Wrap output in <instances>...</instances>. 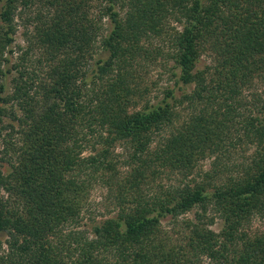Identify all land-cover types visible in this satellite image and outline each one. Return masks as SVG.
<instances>
[{
  "label": "trees",
  "instance_id": "obj_1",
  "mask_svg": "<svg viewBox=\"0 0 264 264\" xmlns=\"http://www.w3.org/2000/svg\"><path fill=\"white\" fill-rule=\"evenodd\" d=\"M164 41L175 84L192 90L150 104L135 73ZM257 83L262 93L244 96ZM184 104L187 121L163 136ZM118 142L133 191L118 187L116 215L81 229L90 188L117 173ZM237 145L253 150L223 179ZM208 157L201 181L140 190L149 170L185 180ZM195 208L189 235L173 243L163 221ZM208 210L217 231L203 222ZM263 216L264 0H0V264H264V231L244 229Z\"/></svg>",
  "mask_w": 264,
  "mask_h": 264
},
{
  "label": "rangeland",
  "instance_id": "obj_2",
  "mask_svg": "<svg viewBox=\"0 0 264 264\" xmlns=\"http://www.w3.org/2000/svg\"><path fill=\"white\" fill-rule=\"evenodd\" d=\"M37 9L38 7L36 6L31 7V11H27L25 14L27 15V17L32 18ZM95 11L96 10H94V15ZM26 15L23 14L22 16L25 18ZM17 21L16 23L18 26L14 36L15 45L25 47L26 41L24 32L26 31V26H23V22L19 20V18H17ZM103 22L104 24H106V20H103ZM171 26L178 28V26H176V24L174 23ZM32 28L33 26H31L29 29L27 28V32L29 33L28 35L32 36ZM167 44V41L160 42V44H158L157 42H153V46L149 48L151 49L150 51L154 50L155 46H158L161 48L160 54H158L154 50L150 58H145L144 56L140 57L139 61L141 65L136 69L135 77H137V82H140V85L145 88V91L147 92L145 99L146 101H149L150 104H154L160 99H162L165 94V91H167L168 89H175L177 99L180 98L183 92L188 93L192 90V86H182L181 84H175L177 81V76L175 75L177 70L174 68L175 65L173 60L168 56V54L170 53L168 50H170V48H168ZM38 55V51L33 53V56L31 58V60L33 61V66H35V68L40 67L41 69H44L43 65L39 66L37 63L34 62L38 59ZM206 55L207 54H203L201 56L200 61L198 63L199 69H202L203 67L208 65V58ZM262 91L263 85L261 83H257L255 87L249 92V94L245 91L244 96H249L251 95V93L261 94ZM172 102L173 100L170 101L171 104H173ZM244 102L248 105V107L251 104V101H249V99ZM143 106L144 103L140 102V104L137 105L136 109H141ZM8 110L10 111L11 108L8 107ZM176 111L178 113L177 120H175L172 128H167L166 132L162 133L163 136L164 134L168 135L170 131L181 126V124L187 121L191 113V110L187 107V104H184L183 106H178L176 108ZM4 121L6 124L10 123V116H7ZM7 132L11 133L10 129H8ZM14 137L17 138L18 136L15 135ZM160 139L161 138H157L155 140V142L151 145V150H154L156 148ZM235 147V150L230 149L232 156L229 159V170L224 171L223 174L220 175V177H222L223 179L232 175L236 170L232 168L236 166L235 163H241L245 159V157H247L246 155L251 154L253 150L251 146H247V148L244 145H237ZM84 154L89 155V152L86 151ZM129 154L130 150H128V146L122 142L116 143L111 149L112 161L115 164L118 163L116 166L117 173H115L114 178L109 181L107 179H98L97 182H95L90 188L88 194L85 196V199L83 201V210L81 213L82 220L80 224L81 229H89L93 222L98 223L107 218H112L116 215L117 209L115 208L116 200L114 197L116 196V191L118 192V187H122L128 190L130 184L127 180H130L131 183H135L132 182L130 179V174L132 173V168H134V166L132 167L125 163L129 161ZM213 160L214 157H208L204 160L199 161L196 165L194 172L192 173V176L185 180L182 179L181 175L179 174H158L159 172L155 171L156 174L152 175L150 174V172L154 170H149L148 176L145 181L139 184V187H141L140 190H142L143 192H147L148 194H157L170 190L172 187H176L183 181L188 182L191 179L201 181L204 173L209 172L211 170V163L213 162ZM108 175L109 174L107 173L106 176ZM113 186H115V188ZM131 191L133 190H128V192ZM197 211L199 210L195 208L189 213H186L183 216L179 217L177 221H171L169 219L163 221V227L168 232V235L172 239L173 243L178 245L183 243V237L189 235L188 230L184 227L185 222L194 221L195 214L197 213ZM211 217L213 222L208 223ZM203 222L208 223L210 225L208 227L215 231H217L221 227L220 219L216 216V214H214L212 210L207 211ZM244 229L249 235L263 232L264 216L263 218H253L249 224L245 225ZM203 264H209L208 260L204 259Z\"/></svg>",
  "mask_w": 264,
  "mask_h": 264
}]
</instances>
